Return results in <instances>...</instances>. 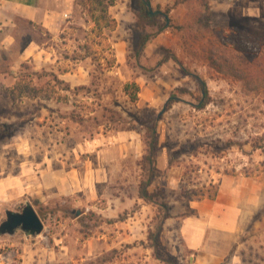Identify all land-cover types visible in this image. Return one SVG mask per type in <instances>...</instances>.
<instances>
[{
    "label": "rangeland",
    "instance_id": "374dc122",
    "mask_svg": "<svg viewBox=\"0 0 264 264\" xmlns=\"http://www.w3.org/2000/svg\"><path fill=\"white\" fill-rule=\"evenodd\" d=\"M75 1L54 32L17 14L0 21V161L12 164L30 145L38 162L49 150L75 166L86 157L76 151L85 140L127 130L142 148L122 162L128 182L100 183L88 201L82 191L46 189L1 202L0 222L7 209L30 202L43 230L0 235V264H166L147 239L154 205L144 210L146 235L132 242L120 237V221L140 206L116 218L100 210L138 195L149 117L157 121L160 170L151 189L164 190L172 216L189 214V200L216 193L225 176L264 171V0H151L157 25L145 28L152 36L139 53L134 0H115L104 19L97 0ZM132 83L136 100L133 86L125 90ZM160 239L162 259L192 264V253L173 247L171 236ZM254 242L236 251L239 264H264V237Z\"/></svg>",
    "mask_w": 264,
    "mask_h": 264
},
{
    "label": "crops",
    "instance_id": "0c3cea01",
    "mask_svg": "<svg viewBox=\"0 0 264 264\" xmlns=\"http://www.w3.org/2000/svg\"><path fill=\"white\" fill-rule=\"evenodd\" d=\"M75 3V0H54L52 3L48 0H0V21L8 22L9 17L17 14L54 32L59 29L61 17H67ZM107 140L113 141V144L103 147L102 143ZM85 142L88 144L79 145L76 151L79 156L85 154L86 157L74 162L75 166H69L63 157H59L60 154L53 156L49 150L43 152V161L38 162L30 145L28 155L18 149V159H13L12 164L7 158L1 159L0 203L46 189H54L59 194L82 191L88 201L96 196L100 183L128 182V173L123 169L122 162L135 152V156L139 157L140 152L136 148H142L140 136L131 130L117 131L108 136L96 134ZM15 146L21 147L19 144ZM263 194L264 171L253 177L225 176L220 180L213 198L189 200L195 214L166 218L161 238L171 236L173 247L182 245L190 251L192 264H222L228 255H231L228 264H239L241 255L236 251L255 244L260 236L264 237ZM118 198L110 200L109 205L100 211L116 218L121 211L138 204L140 208L137 212L120 221V226L124 224L126 231L120 237H124L122 240L125 242H132L135 236L144 238L146 222L150 220L144 210L150 204L138 195Z\"/></svg>",
    "mask_w": 264,
    "mask_h": 264
},
{
    "label": "trees",
    "instance_id": "16d2710c",
    "mask_svg": "<svg viewBox=\"0 0 264 264\" xmlns=\"http://www.w3.org/2000/svg\"><path fill=\"white\" fill-rule=\"evenodd\" d=\"M114 2L115 0H107L105 3L101 0H97V4L101 6L102 19L107 17V9L110 5H113ZM132 7L136 17L135 28L136 30L142 32L139 35V39L137 42L136 51L139 53L141 50L144 49L146 43L150 40L152 36L150 34H146L143 32H145L146 27L157 25L156 16L158 15V11L154 10L151 7V0H134V5ZM95 23L99 24L97 19ZM166 26L167 24L165 22L163 25L158 26V30H162ZM129 86H133L134 91L128 94L130 95L131 100H136L138 86L135 85L134 83H132L131 85L126 84L125 85L126 92H128ZM175 98L176 95L172 93L168 98L166 104L168 105L174 102L176 100ZM150 114L152 115V112H150ZM149 118L150 119L148 122H150V124L145 126V134H144L145 151L140 160L142 178L138 186V196L142 198L145 202L150 203L156 207L154 222L152 227L149 228L147 234V239L149 241L150 247L153 248L154 256H156V258L158 259H161L166 264H174L173 260L171 259H162L159 251V248L161 246L160 235L162 232L163 224L165 219L169 218L171 215H170L169 203L165 199L164 190L158 186H155L153 189H151L152 180L155 176L160 174V170L156 166V156L159 148V140L157 136V121L152 117ZM141 123L143 124L144 121L142 120ZM214 196L215 193L211 196L209 195L208 198H213ZM36 202L37 201H34V204ZM195 213H196L195 210H192L189 214H195Z\"/></svg>",
    "mask_w": 264,
    "mask_h": 264
},
{
    "label": "water",
    "instance_id": "95a60500",
    "mask_svg": "<svg viewBox=\"0 0 264 264\" xmlns=\"http://www.w3.org/2000/svg\"><path fill=\"white\" fill-rule=\"evenodd\" d=\"M18 229L25 235H37L43 230V222L30 202H25L18 211L7 209L0 222V235H12Z\"/></svg>",
    "mask_w": 264,
    "mask_h": 264
}]
</instances>
